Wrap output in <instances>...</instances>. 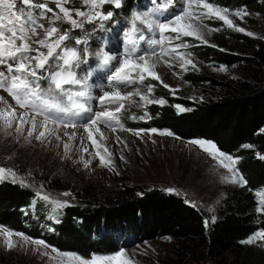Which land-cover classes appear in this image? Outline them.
<instances>
[{"label": "rangeland", "instance_id": "1", "mask_svg": "<svg viewBox=\"0 0 264 264\" xmlns=\"http://www.w3.org/2000/svg\"><path fill=\"white\" fill-rule=\"evenodd\" d=\"M39 2L43 3L44 0H39ZM122 2L123 0H121V7ZM207 2L219 8L229 9L228 18L232 21L234 27H228L223 20L216 16H211L203 19V24L207 26L203 30L204 40L196 39L193 36H184L179 32H166L160 45L137 41L144 51L151 52L155 50L159 54L163 49L167 53L160 57L155 68L160 79L154 80L146 75L143 83H141L138 72L132 70L135 83L128 88L122 89L123 92L139 89L141 92L146 93L147 86L151 85L152 93L148 95L147 100H141L139 96H133L131 100L105 101L101 105L98 97L102 95L103 90L114 91V89H104L103 87L107 83L105 79L107 73L98 67L95 55H90L87 58L88 63L91 62V59L96 61L94 67L90 66L89 69H83L84 63L80 64L77 70L79 75L83 76L90 71L92 73L90 83L97 85L94 88V96L97 99L91 101L94 112L114 111L120 103L124 104L123 109L119 112H114L115 119L109 121V123L114 125V129L99 121L90 129L93 139L100 146L99 149L92 144V141L88 138V132H85L82 127L73 129L63 126L57 127L49 123V129L55 128L56 134L62 137L63 142L56 141L53 136L51 137V143H40L35 139L28 143L21 136L18 137L20 142L16 143L15 123L13 128L8 130L12 132V136L8 137H5V131L0 126V144H5L6 140V147L0 148V162H2L4 167L12 168L17 173V182L15 184L21 185L19 180L23 178L27 185L24 187L34 192L35 199L31 204L32 211L40 206L45 210L44 212L48 218L56 222L64 209L76 200L77 194H82L85 190L91 192L95 197L102 198L107 195L125 194L128 189H133L138 194L152 189H159L168 193L165 189L172 187L177 190L178 194H170H175L186 201H191V205L206 213V221H209L208 225L215 222L216 214L224 204L229 191L244 185L224 179L225 176H232V173L224 166L228 162L223 161L222 163L223 158L214 160L209 155V152L204 151L197 145L190 144L189 141L177 139L174 135L159 134L160 131L169 130L157 129L158 132L156 133L140 131L150 130L149 128L141 127V125H148L151 122V116L147 108L167 105L163 94L174 100H185L192 104L216 98L224 92L222 86L212 87L206 81H200L198 77L201 74L213 77L219 84H235L238 81L252 80L242 67L229 68L202 60L198 53V48L225 45L227 46L226 52L249 58V64H251V67H255L259 65V61H252V59H256L257 49L251 47L252 44L264 41V19L259 14L252 13L249 9L235 3V0H207ZM47 4L48 7L53 9V12L61 17V19L55 21V26H58L61 32H68L69 39L64 42L66 45L78 49L87 46L90 53L94 54L102 50L113 56H120L127 46L128 36L131 35L133 14H145L151 10L134 11L120 20L112 11L114 5L107 3L97 9V11L105 13L111 11L113 15L110 19L94 20L91 23L85 21L82 28H74L67 20L63 19V13L59 11L53 0H47ZM16 6L17 8L23 6L21 0H16ZM183 6V0H174V7H170L168 12H179ZM64 7L72 10V17L77 21L83 19L75 15L77 10L85 13L90 11L84 0H68ZM34 11L39 13L41 10L35 9ZM198 11L203 12L205 10H197L195 5L190 9V12L193 13ZM237 11L246 14L241 18L234 14ZM45 15L46 19L41 21V23L45 27L52 26L49 24L48 18H52L53 13L49 12ZM110 25L112 28H109ZM137 27L146 38L158 39L160 36L158 30L151 32L139 22H137ZM236 28H243L245 31H237ZM106 29L114 32L113 41H108L102 48L93 47L90 40L91 37L95 33H102ZM209 29L212 31H209ZM38 31L42 30L38 29ZM176 36H179V39H176ZM238 37H245L250 45L245 46L238 43ZM78 38H86L87 44L76 45L75 41ZM181 44H186L187 47H177ZM174 48L175 52H173ZM42 51L46 52L47 50L42 49ZM32 55H35V53H32ZM180 56L190 59L195 67L192 64H185L181 67L183 61ZM260 66L264 67L263 64ZM0 69H3V66H0ZM193 76L194 80H192ZM40 83L43 87H47L48 81L41 80ZM165 84L169 87H165ZM0 92L7 94L3 90H0ZM8 97L18 112L23 111L15 105V101L10 96ZM160 99H163L166 103L160 105L159 103L148 102V100L158 101ZM146 113L147 115H145ZM41 119L42 117H37L38 121ZM117 120L119 124L116 123ZM29 127L30 125H24L25 135ZM137 132H139V135H137ZM72 133H75V136L73 139H69L68 134ZM63 143L69 144L67 156ZM105 147L108 153H111L110 157L104 152ZM83 148H87V152H84ZM97 150L106 159L112 161L111 167L100 166L99 158L96 155ZM254 151L259 157L264 156V152L259 149ZM122 156L123 159H121ZM81 157L86 161H91L88 168L84 167L83 162H77L80 161ZM233 158L237 162L239 161L238 158ZM237 162L233 165L235 169H237ZM0 181L13 183L10 176ZM38 192L41 194L40 196L37 195ZM63 193H70L71 195L64 196L62 195ZM45 194L65 201L66 206L55 210L53 205L41 198ZM256 194L258 213L264 216V210H261L264 209V204L261 203V201H264V186L259 188ZM213 217L214 220L212 219ZM7 232L11 231L0 227V264H76L70 257L53 252L51 247L32 243L34 239L29 237H27L29 239H25L26 236L17 235L18 233L14 232H11L12 236L8 237L6 235ZM253 236L247 239L244 244L255 249L264 250V239H252L251 243L248 242ZM9 241L12 244L11 248L7 246ZM178 250L185 251L189 264H194L191 256L193 253L198 254L202 248L185 241L170 238L157 239L124 249L125 257L121 259H129L131 264H159L166 255ZM59 253L63 254L62 252Z\"/></svg>", "mask_w": 264, "mask_h": 264}, {"label": "trees", "instance_id": "2", "mask_svg": "<svg viewBox=\"0 0 264 264\" xmlns=\"http://www.w3.org/2000/svg\"><path fill=\"white\" fill-rule=\"evenodd\" d=\"M235 3L264 19V0H235ZM153 6L151 0H123L122 7H114L112 11L122 20L134 11ZM114 36V32L103 30L91 37V44L102 48ZM237 40L250 45L245 37ZM226 47H201L198 53L202 60L219 66L242 67L252 80L219 84L213 77L201 74L200 81L212 87L222 86L224 92L192 104L163 94L167 105L147 108L151 122L141 125L169 130L184 141L214 142L220 151L239 159L236 168L246 183L229 191L215 222L206 227L207 215L203 210L159 189L142 195L128 189L125 194L102 198L85 190L54 222L40 206L31 210L35 199L31 189L0 181V227L43 240L59 252L87 259L111 256L142 242L170 238L202 248L198 254H192L194 264H264V250L244 244L255 233L264 231V216L258 213L256 194L264 186V159L254 151L264 152V67L260 66L264 65V41L252 44L251 48L257 49V57L252 61H259L255 67L249 64V58L226 52ZM95 64L91 59L83 64V69ZM177 105L191 111L179 112ZM159 264H189V260L185 251L178 250L166 255Z\"/></svg>", "mask_w": 264, "mask_h": 264}, {"label": "snow or ice", "instance_id": "3", "mask_svg": "<svg viewBox=\"0 0 264 264\" xmlns=\"http://www.w3.org/2000/svg\"><path fill=\"white\" fill-rule=\"evenodd\" d=\"M68 0H53V3L63 13V19L67 20L74 28H82L85 21L91 23L94 20H108L112 17L111 11L101 12L97 11L101 6L111 3L115 8L121 7V0H84V3L89 6L90 11L77 10L75 15L83 18L77 21L72 17V10L64 7ZM154 5L152 9L145 14H133L131 25V35L128 36V43L123 53L120 56H113L100 50L96 53H90L87 46L82 49L69 47L64 42L69 39L68 32H61L58 26H55V21L61 19L59 15L53 12V9L48 7L47 0L43 3L39 0H21L22 7L17 8L16 0H0V90H3L15 101V105L23 110L18 112L16 107L4 101L0 97V126L5 131V137L12 136V132L8 131L13 128L17 136L15 142L19 143L18 137L31 143L32 139L40 143H51V137H55L56 141H62V137L57 135L55 128L49 129L48 125L51 123L54 126H63L65 128L82 127L85 132H88V138L92 144L99 149L97 141L93 139L92 131L90 129L97 124V122L105 123L107 127L113 128L114 125L109 121L114 120V112H119L124 108V104L120 103L114 111L104 110L94 112L91 101L97 99L94 96V88L97 85L91 84L90 79L92 73L86 72L80 76L78 69L81 63H87V58L90 55H95L98 61V67L106 72L107 83L103 86L104 89H114V91L103 90L102 95L98 97L99 103L103 105L105 101H126L131 100L133 96H139L141 100H147L148 95L152 93V86H147V91L141 92L139 89L134 91L123 92L122 89L130 87L135 83L132 76V70H136L139 75V81L143 83L145 76L148 75L154 80L160 79L159 74L155 71L157 63L161 56L166 55L163 51L159 54L155 50L147 52L141 49L137 41L149 42L151 45H160L162 43L164 33H182L184 36H193L196 39L204 40V29L207 27L203 24V19L216 16L223 20L228 27H234L232 21L228 18L229 9L219 8L207 0H183L184 6L179 12H168L170 7H174V0H151ZM196 6V9H203V12H190V9ZM40 9L39 13L34 10ZM52 12L53 17L48 18L49 27H45L41 21L46 19V13ZM236 16L242 18L246 13L235 12ZM137 22L144 25L149 31L156 32L158 30L160 36L158 39L146 38L142 31L137 27ZM102 26V25H101ZM38 29L42 31H38ZM237 31L244 32L243 28H236ZM209 31H212L209 29ZM55 37V39H53ZM179 39V36L175 37ZM19 41V43H17ZM76 45H86L87 39H76ZM177 47H187L186 44H181ZM46 49L47 51H42ZM59 49V51H57ZM175 52V48L173 49ZM35 53V55H32ZM183 61L181 67L185 64L195 65L190 59L180 56ZM51 61V63H50ZM41 80H47V87H43ZM162 82V81H161ZM165 87H169L167 84ZM149 103H159L160 105L166 102L163 99L158 101L148 100ZM178 111H191L181 106H176ZM147 115V113L145 114ZM37 117H42L37 120ZM102 118H104L102 120ZM119 124V121H116ZM30 125L24 134V125ZM122 127V125H120ZM149 131L151 133L158 132L153 128ZM160 135H174L171 131H160ZM69 139H73L75 133L68 134ZM139 135V132H137ZM179 139V137H176ZM103 139V137H101ZM190 144L197 145L214 160H223L228 163L224 165L228 171L232 173L231 177L225 176L226 181L244 184V178L239 174L238 170L233 167L237 162L231 155H227L220 151L214 142L205 141L203 139H194L189 141ZM59 146V145H58ZM6 147L5 144H0V148ZM66 156L69 152V144L63 143ZM211 150V151H210ZM87 152V148H83ZM104 152L108 153L107 148ZM97 157L100 161L101 167H111L112 161L106 159L104 155L97 150ZM11 158V157H9ZM123 159V156L121 157ZM264 159V156H260ZM83 162L84 167L88 168L91 161H86L83 157L80 161ZM10 176L12 182H17V173L12 168H6L0 162V180ZM22 186H27L25 180H19ZM168 193L178 194L175 188L169 187L165 189ZM259 194V193H258ZM38 196L41 194L38 192ZM64 196H70V193H63ZM138 195H142L138 194ZM46 202L53 205L55 210L66 206V202L60 199L50 197L48 195L41 196ZM191 203V201H186ZM264 204V201H261ZM264 210V209H261ZM214 220V217L212 218ZM209 221H205V226H208ZM8 237L12 236L11 232H7ZM23 235V234H17ZM25 239H29L25 237ZM252 239H264V231L254 234L248 242ZM32 243L49 247L43 240H32ZM7 246L12 247L9 241ZM53 252L58 255L70 257L76 264H131L129 259L122 260L125 257L123 250L111 256L96 257L91 259L83 258L79 255L59 253L55 248Z\"/></svg>", "mask_w": 264, "mask_h": 264}, {"label": "bare ground", "instance_id": "4", "mask_svg": "<svg viewBox=\"0 0 264 264\" xmlns=\"http://www.w3.org/2000/svg\"><path fill=\"white\" fill-rule=\"evenodd\" d=\"M0 97H3V99H4L5 102H7L8 104H11L14 107V105L12 104V102L9 99V97L7 96V94H4V93H1L0 92Z\"/></svg>", "mask_w": 264, "mask_h": 264}]
</instances>
